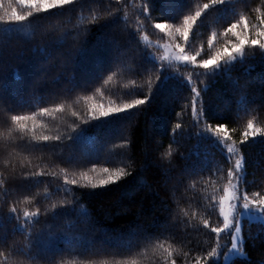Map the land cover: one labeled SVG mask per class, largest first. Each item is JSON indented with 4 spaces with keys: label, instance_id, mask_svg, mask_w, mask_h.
<instances>
[{
    "label": "trees",
    "instance_id": "1",
    "mask_svg": "<svg viewBox=\"0 0 264 264\" xmlns=\"http://www.w3.org/2000/svg\"><path fill=\"white\" fill-rule=\"evenodd\" d=\"M206 3L210 0H78L23 22L31 37L5 33V27L20 25L0 22V238L6 237L0 264H196L198 259L223 264L231 233L217 238L210 228L223 227L218 201L231 188L228 171L235 158L226 160L206 130L227 126L243 157V190L250 198L264 195V135L240 143L248 120L264 128V51L246 47L243 62L207 74L164 65L152 58L154 48L145 41L180 43L187 54L200 51L199 61L206 58L213 32L215 47L234 39L222 33L243 15L254 35L251 26L264 13V0H229L204 10ZM4 7L27 11L16 0L11 6L4 0ZM196 11L202 14L187 44L174 28L168 35L154 27L180 26ZM93 16L98 19L90 22ZM193 87L200 92L199 120L192 112ZM146 97L130 111L90 118L94 107L98 116L101 107ZM60 104L63 112L52 111ZM45 107L51 115H37L36 133L58 135V141H32L11 120ZM21 123L31 129L33 121ZM119 168L126 175L107 186H84L80 179L87 173L98 182ZM40 171L44 175H31ZM65 174L78 183L65 184ZM37 208L39 218L25 225L26 233L18 231L23 212ZM242 236L245 257L229 264H264V225L245 220ZM213 248L218 258H208Z\"/></svg>",
    "mask_w": 264,
    "mask_h": 264
},
{
    "label": "snow or ice",
    "instance_id": "2",
    "mask_svg": "<svg viewBox=\"0 0 264 264\" xmlns=\"http://www.w3.org/2000/svg\"><path fill=\"white\" fill-rule=\"evenodd\" d=\"M16 2L21 5L23 8L27 9L26 12L21 13L18 12L15 8H12L9 12L8 9L4 7V0H0V9L3 10V14H0V22H3L6 25H20V27H5L3 31L5 33H11L13 31L25 32L29 37H31L32 33H28L26 27L24 26L25 21H28L30 17L34 14L47 13L51 10L63 9L66 5H73L78 2V0H16ZM118 2H122V0H118ZM229 2V0H210V3H206L203 5V9L207 10L212 6L225 5ZM9 6L12 4V0H8ZM259 12L260 10L257 9ZM111 14V13H110ZM201 11H196L194 16H185L183 18V23L180 26L174 25H166L164 23H156L154 27L160 30L162 33L167 32L168 35H171V32L168 31L170 28H174L175 33H178L180 37L183 38L185 44H187L189 40V33L192 29V25L195 24L196 20L201 16ZM126 18V17H125ZM98 17L93 16L90 22H95ZM259 24L253 25L251 27L255 28L254 35L249 31L250 25L248 22V18L246 16L241 15L239 19L230 23L223 31L222 35L227 37L229 33H231L234 39H229L225 43H222L219 47H215L214 41L217 39V33L213 32L211 38L208 41V50L204 53L206 58H201L199 61L198 57H201V52L198 51L195 55L185 54V47L180 43L175 44V51L172 53V58L176 61L183 62L186 65H190L194 68L203 69L207 74H219L221 69L225 71L229 70L230 66L234 64L237 60L240 62L244 61L245 58V48H259L264 51V13H261L258 17ZM239 29V30H238ZM146 39V38H145ZM154 59V57H152ZM169 56L165 55L163 60H168ZM158 67L163 70L161 65ZM109 80L112 79L111 76L108 77ZM191 85V78L188 80ZM135 83V81H133ZM192 92L194 94L193 102H192V112L193 116L199 120L200 114L197 113V100L200 97V92L193 87ZM131 94V93H129ZM146 98H137L131 100V102L124 103L122 106L117 107H101L99 111V115H96L95 107L92 109L91 119H100L107 118L110 115L120 114L125 111H130L140 105H143L147 102ZM65 110L64 104L58 105L52 111L55 112H63ZM37 115H51L49 108H42L39 113H34L33 115H13L11 120L13 123L18 125V130L24 134L27 133L31 136V140L35 142H48V141H58L61 139L60 136H50V135H37L36 129L39 125L35 122ZM73 116H77L79 118L80 114L77 112L72 113ZM33 121L31 129L28 128L26 123H21L22 121ZM87 123V120L83 121ZM180 127L179 124L176 125L178 129ZM207 135H210L213 139L216 140L217 143L220 144L221 148L224 150L225 159L230 163L232 162L234 156L238 154V150L235 147V143L233 141V137L230 135V131L224 124H219L216 127H212L209 125L206 130ZM260 134L264 135V128H258L254 126L252 120L247 121L246 129L241 133L240 143L243 144L247 142L249 137L255 139V137ZM68 139H72V137H68ZM170 155V153H169ZM242 161L243 157L240 159H235V163L232 169L228 171L229 184L231 188L224 189V195L220 197L218 201L220 207L219 212L223 217V227H211L210 231L217 234V238H219L220 233L229 231L231 233V250H234L236 254H242L240 252V241L241 237V225L239 223V216H250L252 218L264 219V195L256 192L252 194L250 198L247 191L243 190L242 182L244 180V175L242 171ZM94 171V169H93ZM103 171L108 173L110 170L108 168H104ZM33 177L44 175L43 171L31 173ZM126 175L123 168H119L116 170L114 174L108 175L106 178L99 180L98 182H93V178L90 177L87 173H82L80 179L87 182L84 186H88L91 184L92 187L98 186H107L111 183L118 182L121 178ZM130 175V173H128ZM233 180L236 183H233ZM4 183L3 180H0V185ZM37 183H41V181H37ZM64 183L67 185H76L78 181L76 179H68L65 174ZM66 190L57 188V192ZM228 202L229 210L226 212L224 208V202ZM237 209H240L239 216L237 215ZM17 209L15 207L11 208V212L15 214ZM84 215H87V212L82 210ZM254 214H260L256 216ZM40 215L39 209L35 212H23V220L24 224H21L18 227V231L21 233H26L27 228L26 224L30 222L33 218L38 219ZM231 216V220H230ZM16 219H20L19 216H15ZM205 227H209L208 224H205ZM6 240V237L0 238V242ZM163 248V244L160 245ZM219 247V245H217ZM167 251V249H165ZM171 256V253H168ZM219 253L217 248H213L211 252L208 253V258H218ZM227 258V257H226ZM106 264V262H105ZM116 264H137L136 260H123L117 261ZM171 264H176L175 260L171 261ZM196 264H200V260L196 261ZM205 264H207V260H205Z\"/></svg>",
    "mask_w": 264,
    "mask_h": 264
},
{
    "label": "rangeland",
    "instance_id": "3",
    "mask_svg": "<svg viewBox=\"0 0 264 264\" xmlns=\"http://www.w3.org/2000/svg\"><path fill=\"white\" fill-rule=\"evenodd\" d=\"M145 41L154 48L153 49L154 54L152 55V57L161 61V63H163L164 65L190 66V65L184 64L183 62L176 61L175 59L172 58L171 54L174 53L175 51H177L175 49V44H173L172 42H169L166 40H163L162 42H152V41H149L148 39H145ZM185 54H187L186 51H185ZM165 55L169 56L168 60H163V57ZM190 67H192V66H190ZM59 154H60L59 152L58 153L55 151L53 152V155H59ZM234 158L240 159L241 157H239L236 154L234 156ZM242 170H243V161H242ZM224 208H225L226 212L229 210L227 201L224 202ZM240 211H241L240 209H237V215L238 216H239ZM254 215L259 216L260 214H254ZM230 220H231V216H230ZM245 220H249L251 222H259V223H262L264 225V219L252 218L250 216H239V223L241 225V229H243V225H244ZM225 232H229V231H225ZM241 237H242V239L240 241V252L242 254H236L235 251L231 250V247H230V250L228 251V253L223 258V264H229L235 258H244L245 257V254L242 250V243H243L242 231H241Z\"/></svg>",
    "mask_w": 264,
    "mask_h": 264
}]
</instances>
